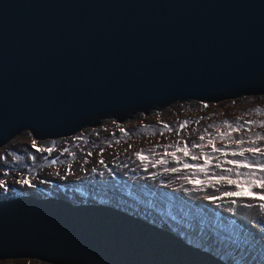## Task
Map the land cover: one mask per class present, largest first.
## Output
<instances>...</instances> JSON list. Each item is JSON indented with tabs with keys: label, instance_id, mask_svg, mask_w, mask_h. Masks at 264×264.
Wrapping results in <instances>:
<instances>
[{
	"label": "water",
	"instance_id": "water-1",
	"mask_svg": "<svg viewBox=\"0 0 264 264\" xmlns=\"http://www.w3.org/2000/svg\"><path fill=\"white\" fill-rule=\"evenodd\" d=\"M247 91L264 93V0H0V146L21 130L53 146L100 125L82 126L93 115L122 121L174 100ZM121 188L97 187L99 197L86 200L0 190V260L234 264L185 241L169 217L119 204ZM129 192L154 193L139 184ZM153 203L175 214L192 209Z\"/></svg>",
	"mask_w": 264,
	"mask_h": 264
},
{
	"label": "rangeland",
	"instance_id": "rangeland-1",
	"mask_svg": "<svg viewBox=\"0 0 264 264\" xmlns=\"http://www.w3.org/2000/svg\"><path fill=\"white\" fill-rule=\"evenodd\" d=\"M157 109L146 114L138 112L122 121L103 119L100 125L57 138L53 146L48 139H35L27 130L18 132L0 147V187L18 188L13 185L17 181L20 187L36 189L38 193L56 187L66 193L70 189L82 194V187L63 183H83L88 179L92 183L97 178L98 183L111 185L107 178L112 176L116 184L124 187L119 204L127 205L129 201V205L141 207L143 212L150 209L151 213L169 217L177 223L175 229L185 241L193 240L234 264L245 262L241 255H236L238 249H233L236 254L231 251L230 243L241 248H262L257 250L264 263V245L248 237L247 232L238 236L241 230L235 212L229 210L230 217L221 211L214 216H199L191 209L186 212L188 221L184 222L185 214H175L153 203L161 199L156 193L180 205L189 203L187 198L194 201L195 194L196 198L206 199L207 208L213 211L223 205L222 198L230 196L264 199V93L228 97L219 102L177 101ZM49 160L54 162L44 165ZM136 161L137 168L131 166ZM36 163L40 168L34 167ZM122 165L127 168L125 173L120 172L123 175L117 173ZM34 171L37 173L32 174ZM129 175L132 180L123 183L122 178ZM57 178L62 181L56 182ZM143 178L157 182L137 180L140 188L154 191L141 199L129 191L135 179ZM247 205L258 209L255 201ZM260 211H264L262 202ZM244 222L248 224L247 220ZM206 231L213 234L207 235ZM241 251L250 256L249 249ZM254 259L260 262L255 256ZM0 264L51 263L21 258L0 260Z\"/></svg>",
	"mask_w": 264,
	"mask_h": 264
},
{
	"label": "bare ground",
	"instance_id": "bare-ground-1",
	"mask_svg": "<svg viewBox=\"0 0 264 264\" xmlns=\"http://www.w3.org/2000/svg\"><path fill=\"white\" fill-rule=\"evenodd\" d=\"M21 131H23V130H21ZM21 131H19V132H21ZM15 143L17 144V142H15ZM137 164H138V161L132 162L131 166L137 168L138 167ZM97 168H100V167H97ZM101 169H103V168H100V170ZM126 170H127L126 166L122 165V167L117 169V173L123 175V173H125ZM121 171L123 173H120ZM122 180H123V183L129 182L132 180V176L131 175L124 176L122 178ZM137 180H139V182H142L143 180H147V179H145V178L135 179L133 181V183L135 185H137V183H136ZM88 181H90V179H88L87 182H83V186H80V188L82 187L84 189L83 195L80 194V197L82 200H86L90 196L91 192L98 191L97 187L104 188V186H105V184H103V183H98L97 178L95 179L96 182H92L90 185H87L88 187L84 186L85 183L86 184L89 183ZM107 182L113 183L112 185H109V186H114V187L120 186V184L115 183L116 180L113 179L112 176L107 178ZM148 182L155 183L157 181L156 180H154V181L150 180ZM85 187L88 189H86ZM0 190L4 191V192H10V191H14V188L5 186V187H1ZM66 190L68 191L67 193L65 191H61V190L57 189L56 187H54V188H50L48 191H44V193L48 194L49 192H53V193L59 192V193L63 194L64 197H66L68 199L70 197V195L74 192L69 191L70 189H66ZM196 193L199 194L200 191H198ZM189 195L191 197V193ZM185 196H187V193H185ZM192 197H194V201L191 200L190 198H187V197L186 198H187V201H189L190 206L192 207L193 211L196 214H200L201 216H205V215L207 216V215H209V213H211L214 216L216 212L221 211L226 216L230 217V216H232L231 212L233 211V212H235L234 215L238 218L237 225L240 227V230H241V234H239L238 236H241L242 234H245L247 232L248 237L252 236L253 239L259 240L260 245H264V211H260V202H262L264 204V199H260L259 197L254 198V197H250V196H243V197L230 196L228 198H222L221 203H223V205L222 206H216V208H214L213 211H210L211 209L209 210V208H207L209 202L206 199L196 198L195 194H192ZM161 199L164 200V198H161ZM254 201L256 202L258 209L256 208V206L249 207L247 205V203H253ZM229 210H231V212H229ZM245 220L248 221V224H246L244 222ZM259 220H260V222H258ZM246 230H248V231H246ZM205 233H207V235L213 234L209 231H206ZM239 247H237L236 243H234L233 249H249V252H250L249 259L252 262H257L258 264H263L262 255L257 250V249H262V248L246 247V246H245V248L244 247L239 248ZM253 255L260 262L255 261ZM241 258H245V256L242 255Z\"/></svg>",
	"mask_w": 264,
	"mask_h": 264
},
{
	"label": "trees",
	"instance_id": "trees-1",
	"mask_svg": "<svg viewBox=\"0 0 264 264\" xmlns=\"http://www.w3.org/2000/svg\"><path fill=\"white\" fill-rule=\"evenodd\" d=\"M254 92L253 91H247V92H242V93H240V94H237V95H234V96H232L231 98H237L238 96H241V95H252ZM228 98V97H227ZM226 99V98H225ZM187 100H196V99H183V100H174V101H171V102H169V103H165L164 105H156V106H154L153 108H151L150 110H149V112L150 111H152V110H154V109H157V108H160V107H164V106H166V105H169V104H172L173 102H177V101H187ZM222 100H224V99H222ZM196 101H199V100H196ZM219 101H221V100H216V101H209V102H219ZM138 112H141V111H136V112H134V113H130L129 112V114H136V113H138ZM107 115H101V116H99V115H93V116H91L89 119H88V121L87 122H85V123H83L82 124V126H87V125H91L92 123H98L99 121L101 122L104 118H108V117H106ZM139 130H144V129H142V128H139ZM34 167H36V168H40L39 166H38V163H36L35 164V166ZM35 168V169H36ZM35 173H37L36 171H34L32 174H35ZM24 174V173H23ZM32 174H28L27 176L28 177H34V175H32Z\"/></svg>",
	"mask_w": 264,
	"mask_h": 264
},
{
	"label": "built area",
	"instance_id": "built-area-1",
	"mask_svg": "<svg viewBox=\"0 0 264 264\" xmlns=\"http://www.w3.org/2000/svg\"><path fill=\"white\" fill-rule=\"evenodd\" d=\"M37 177H38V175H37ZM36 177V178H37ZM16 180H19V179H16ZM56 182L58 181V183H60L62 180L60 179V178H57L56 180H55ZM13 185H15L16 187H18V188H14V191H10V192H14L15 194L18 192V189H26V188H22V187H20L19 186V184L17 183V181L16 182H13ZM44 192V191H43Z\"/></svg>",
	"mask_w": 264,
	"mask_h": 264
},
{
	"label": "clouds",
	"instance_id": "clouds-1",
	"mask_svg": "<svg viewBox=\"0 0 264 264\" xmlns=\"http://www.w3.org/2000/svg\"><path fill=\"white\" fill-rule=\"evenodd\" d=\"M55 140H56V139H53V142H52L53 144H54ZM48 141H49V143H50V140H48ZM18 193H19V191L16 193V195H17ZM16 195H15V196H16ZM183 216H186V215H183ZM229 237H230V236H229ZM231 244H233L232 247H231ZM230 247H231V251H233L234 243H230Z\"/></svg>",
	"mask_w": 264,
	"mask_h": 264
},
{
	"label": "flooded vegetation",
	"instance_id": "flooded-vegetation-1",
	"mask_svg": "<svg viewBox=\"0 0 264 264\" xmlns=\"http://www.w3.org/2000/svg\"><path fill=\"white\" fill-rule=\"evenodd\" d=\"M99 123H100V121H99Z\"/></svg>",
	"mask_w": 264,
	"mask_h": 264
}]
</instances>
